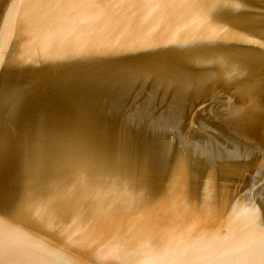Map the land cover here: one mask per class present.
Returning a JSON list of instances; mask_svg holds the SVG:
<instances>
[{
  "label": "water",
  "instance_id": "1",
  "mask_svg": "<svg viewBox=\"0 0 264 264\" xmlns=\"http://www.w3.org/2000/svg\"><path fill=\"white\" fill-rule=\"evenodd\" d=\"M0 264H264V0H0Z\"/></svg>",
  "mask_w": 264,
  "mask_h": 264
}]
</instances>
